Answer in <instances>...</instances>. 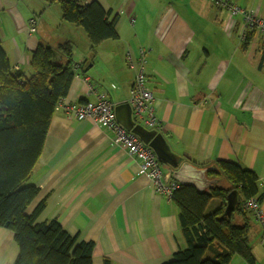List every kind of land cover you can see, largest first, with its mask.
Here are the masks:
<instances>
[{"label":"crops","instance_id":"crops-1","mask_svg":"<svg viewBox=\"0 0 264 264\" xmlns=\"http://www.w3.org/2000/svg\"><path fill=\"white\" fill-rule=\"evenodd\" d=\"M94 1L110 21L117 18L119 35L95 48L82 27L63 20L58 3L0 0V39L12 70L31 78L32 56L41 43L56 48L70 42L78 69L65 102H96L106 95L116 109L129 103L140 50L146 49L147 86L162 125L158 132L180 162L173 168L161 161L164 172L173 177L187 163L226 187L230 184L224 176L218 182L207 173L218 162L234 163L258 176L264 195V35L241 40V16L206 0H181L179 6V0L175 5L165 0L153 5L146 0L80 4ZM228 1L264 19V0ZM113 135L91 118L78 120L57 107L28 181L39 193L27 213L44 202L38 221L57 220L78 243L93 242V264L168 263L187 247L181 210L113 144ZM261 203L264 209V198ZM221 204L213 199L207 214ZM243 212L245 217L236 215L234 222L248 219L256 264H264L263 227ZM18 254L13 232L0 227V264H14ZM230 264L248 263L236 255Z\"/></svg>","mask_w":264,"mask_h":264},{"label":"trees","instance_id":"trees-1","mask_svg":"<svg viewBox=\"0 0 264 264\" xmlns=\"http://www.w3.org/2000/svg\"><path fill=\"white\" fill-rule=\"evenodd\" d=\"M44 1L48 6L58 3L63 20L82 27L93 48L119 38L117 18L110 21L109 13L96 1L86 6L80 0ZM54 51L62 60L54 57ZM31 66L35 70L31 78L21 71L14 72L0 39V227L12 231L19 246L14 264H93V242L78 243L57 220L38 221L44 202L27 213L39 193L28 181L59 102L67 96L75 77L72 44L65 42L53 48L41 43L33 53ZM207 176L218 182L224 176L231 187L213 183L202 192L193 185H180L172 199L181 210L180 224L187 247L165 264H230L236 255L248 264H256L249 244L248 219L242 224L234 220L236 215L245 217V200L255 196L263 200L258 176L229 162H218ZM233 191H237L238 203L228 217L227 198ZM213 199H220L222 204L207 214Z\"/></svg>","mask_w":264,"mask_h":264},{"label":"built area","instance_id":"built-area-1","mask_svg":"<svg viewBox=\"0 0 264 264\" xmlns=\"http://www.w3.org/2000/svg\"><path fill=\"white\" fill-rule=\"evenodd\" d=\"M221 8L228 9L233 15H240L243 19V31L240 39L246 41L255 33L264 35V19L254 10H247L228 0H211ZM31 29H34L35 20H31ZM127 60L132 64L133 56L128 55ZM139 69L135 82L131 88L129 104L133 109L136 123L142 124L149 130L161 131V121L157 117L155 99L147 86L146 67L148 65L147 50L141 48ZM78 66L75 65V70ZM90 92L94 91L92 87ZM58 107H63L69 114L76 116L78 120L91 118L98 126L113 133L112 142L118 148L124 150L139 165L141 174L147 176L153 183L156 191L172 198L180 188V183L173 179L172 175L165 173L161 160L154 150L145 144L135 133L125 129L118 121L114 104L106 95H100L96 102L68 103L62 99ZM242 209L252 214L253 218L264 230V209L259 196L245 200ZM264 242V234H263Z\"/></svg>","mask_w":264,"mask_h":264},{"label":"water","instance_id":"water-1","mask_svg":"<svg viewBox=\"0 0 264 264\" xmlns=\"http://www.w3.org/2000/svg\"><path fill=\"white\" fill-rule=\"evenodd\" d=\"M54 57L60 58L57 51H54ZM115 113L119 123L125 129L138 135L145 144L149 145L154 150L157 157L161 161L172 166L173 168H177L179 166V159L172 152L164 135L156 130H149L143 125L136 123L135 119L133 118V109L129 103L117 107L115 109ZM205 173L206 171L193 169L190 164L186 163L179 170L173 173V178L176 179V181H178L181 185H193L197 187L198 190L203 192L209 188L211 183H213L205 177ZM237 203V191H233L227 198V207L225 210L226 216L230 217L233 214Z\"/></svg>","mask_w":264,"mask_h":264},{"label":"rangeland","instance_id":"rangeland-1","mask_svg":"<svg viewBox=\"0 0 264 264\" xmlns=\"http://www.w3.org/2000/svg\"><path fill=\"white\" fill-rule=\"evenodd\" d=\"M144 1V0H143ZM147 1V4H151V5H153V3H155V4H158V3H160L161 1H164V0H160L159 2H157V0H146ZM165 1H169L170 3H172L173 5H175L174 4V1H176V0H165ZM206 1H209L210 3H212L214 6H216V7H218V5H216L214 2H212L211 0H206ZM168 2V3H169ZM182 3V1L181 0H179L178 2H177V4H176V6H179L180 4ZM202 4L204 3V1L203 2H201ZM234 16H239V15H234ZM242 18V17H241ZM225 182V181H224ZM226 187H228V184L226 185Z\"/></svg>","mask_w":264,"mask_h":264}]
</instances>
